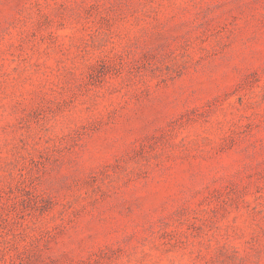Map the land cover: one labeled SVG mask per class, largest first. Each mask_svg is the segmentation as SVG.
Listing matches in <instances>:
<instances>
[{"label": "rangeland", "instance_id": "obj_1", "mask_svg": "<svg viewBox=\"0 0 264 264\" xmlns=\"http://www.w3.org/2000/svg\"><path fill=\"white\" fill-rule=\"evenodd\" d=\"M0 264H264V0H0Z\"/></svg>", "mask_w": 264, "mask_h": 264}]
</instances>
